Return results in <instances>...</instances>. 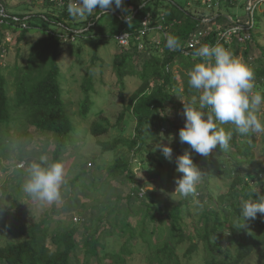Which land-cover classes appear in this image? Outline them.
Returning <instances> with one entry per match:
<instances>
[{
	"label": "trees",
	"instance_id": "obj_1",
	"mask_svg": "<svg viewBox=\"0 0 264 264\" xmlns=\"http://www.w3.org/2000/svg\"><path fill=\"white\" fill-rule=\"evenodd\" d=\"M168 1L162 10L156 6L150 12L145 8L148 0H140L135 5L138 9L135 16H132L128 9V6L134 5L135 2L126 1L127 16H120L117 33L136 34L135 29L139 27L138 20L147 13L151 25H162V28L154 29L151 35L145 37V48L150 54L140 64L141 70L135 68L138 57L143 55L137 43L131 45L135 48L133 68L129 64L125 67L129 63L126 60L129 51L124 52L120 59L116 54L115 68L119 82L121 83L126 75H135L141 80L140 85L129 96L124 109V113L128 112L130 114L128 115L135 120V135L130 139L113 138L110 141H101V149L104 152H116L121 145L132 150L135 158L140 156L143 160L146 133L150 131L149 137L159 136L157 131L148 127L154 122V116L162 111L163 116L160 121L179 130L173 125L166 110L175 105L184 109L185 103L186 105L195 103L191 95H200V91L190 87L188 83L187 73L196 64L195 57L192 52L185 54L182 48L192 32L204 28L202 27L205 25L202 22L204 13L196 15L179 3ZM221 1L210 8L219 7ZM3 3V0H0V20H2L0 45L2 42L4 44L7 32H20L18 41L24 39L26 33L33 28H43L46 33L45 37L33 45L25 70L17 69L14 81L15 95L11 98L7 92L4 68L0 64V154L3 153L5 160L8 161L10 156H14L11 151L16 150L17 160H24L21 162L24 166L26 163L27 167L17 168L22 180L21 188L27 176L26 168L32 162H40L41 156H46L49 162L53 160L63 162L65 158L74 155L73 150L74 152L80 150L81 146L74 136L72 119L64 106L59 78L57 58L63 36L51 29L49 22L59 23L65 20L69 26L80 27L85 21L80 23L76 21L69 14L68 7L62 11L53 8L50 13L34 16L44 23L37 26L31 23V16L24 19L26 15L8 13ZM46 6L50 7L51 4ZM1 9H4L8 16H3ZM114 10L118 13V9ZM102 12L97 8L91 17L86 16V21L92 20L95 23ZM219 13L210 16V23L223 19L226 25L220 22L221 25L213 27V31L204 37V45L227 47L234 42L240 45L252 44L255 41L251 34L254 23L250 14L248 16L251 21L250 38L246 42H238V35H234L233 41L229 44L224 40L218 41V31H224L235 25ZM13 16L18 17L19 20H13ZM127 18L129 20H126ZM239 24L242 26L244 22L240 20ZM94 25L81 34L90 32ZM164 26L170 27L166 37L162 36L165 32ZM153 36L161 37L159 48L153 45L151 41ZM169 36L178 38L179 46L176 49H169L166 46ZM245 54L247 55V50ZM0 58H2L1 52ZM182 67L187 70L183 71ZM174 68H180L179 72L184 80L186 89L181 91L182 93L179 91L177 79L174 78ZM249 68L253 72L255 85L263 87L262 95H264V53L255 65L250 61ZM82 86L85 98L81 102V113L85 117L91 105L89 97V91L93 89L91 79H85ZM175 94H185L188 96L187 101L183 103L180 100L175 101ZM124 113L119 115V122L123 121ZM218 127L233 131L229 148L221 150L218 145L212 152L219 159H223L224 156L227 162L223 167L224 174L229 176L225 177L228 182L219 193L213 194L209 191V183H207L209 175L206 174L203 177L204 184L199 185L200 191L196 192L199 198L194 203L193 195L183 197L179 194L180 199L175 204L169 207L167 203L165 208H162L158 200L161 193L157 194L149 190L146 197L140 193L144 185L135 181L132 159L116 155L104 166L95 164L94 168L87 167L88 170L82 167L80 173L63 185L66 189L64 193L61 188V194L67 197H61L60 202L54 204V209L62 204L59 213L84 214L79 207L81 201L77 198V190L95 189L99 184L106 191L108 190V193L109 189L115 190L111 192L110 197L90 207L84 214L85 217L76 219L75 223L71 215L67 222V215L55 216L48 213L46 218L28 229L24 241L0 246V264H73V257L77 260L76 264H132L130 262L136 260L140 264H243L256 249L261 248L264 251V215L258 213L255 220L244 222L241 213L242 201L256 198L257 193L264 195V187L259 178L262 166L254 159V133L241 135L235 131V125L231 123ZM108 131L109 123L105 118L93 122L89 127L91 136H101ZM35 135L42 136L38 139L40 145L36 142L34 147L24 152L19 147V142H29ZM39 148H43L42 153H39ZM209 160L204 164L214 163L212 158ZM93 162L95 163V159ZM250 164L256 165L255 171L245 170V165ZM122 176L129 184V188L125 191H119L113 185V182L117 179L121 180ZM206 190L207 194L203 195ZM69 194H72V197H68ZM82 194L87 195L84 192ZM121 238L125 240L119 246L108 245L109 241L115 243ZM229 245L233 248L230 249ZM260 264H264V254Z\"/></svg>",
	"mask_w": 264,
	"mask_h": 264
},
{
	"label": "rangeland",
	"instance_id": "obj_2",
	"mask_svg": "<svg viewBox=\"0 0 264 264\" xmlns=\"http://www.w3.org/2000/svg\"><path fill=\"white\" fill-rule=\"evenodd\" d=\"M126 1L127 0H124V3L120 8H116L113 4L110 9L106 10V12H102L101 17L97 19L92 30L84 34H81L83 33L81 31H84L87 26L88 22L86 21V16L74 18L76 21H79V23L85 21L82 22L80 27L69 26L65 20L59 23L49 22V24H51V29L60 34V36H63L59 56L57 58L60 70L59 78L62 88V98L65 109L70 115L75 128L74 136L77 137L78 143L81 146L80 150L76 152L73 150V156L64 159L65 178L67 181L73 179L78 173H80L82 167L94 168L95 164H102L104 166L116 155L121 157L124 156L132 159L131 162L133 165L135 181L137 184L140 182L144 185L140 192L143 194V197H146L149 194V190L155 191L157 194L161 193L158 200L160 201L162 208H165L167 203H169V207H171L176 201H178V199H180L179 193L174 192L176 187L174 182L175 178L180 175L175 171V157L184 154L185 150H189L188 145L186 146L185 143L180 142L178 135L180 128L184 126L183 108H179L178 105H175L166 110L173 125L176 128H179V130L160 121V118L163 116L162 111L154 116V122L148 127L157 131L159 136L157 137V135H154L153 137H149L150 131L146 133L147 141L145 144V150L142 153V156L144 157L143 160L140 156H138L139 158H135L133 156L134 152L127 147L119 145L116 152H104L100 145L101 141H110L113 140V138L130 139L135 135V120L132 116H129L130 114L128 112L124 113V109L127 105L129 96L137 89L141 80L138 76L126 75L122 78V82L120 83L115 68V65H117L116 54L120 59L124 52L129 51V55L126 59L129 63H127L125 67L129 64V66L133 68V61L135 59L133 53L135 48L131 47L132 44L123 47L117 44L114 38L117 33L120 16L126 15ZM132 1L135 2V4L129 5L128 9H131L132 6L136 8L135 5H137L140 0ZM3 2L8 13L26 15L25 17L31 16V23L36 24L37 26L44 23L38 17H34L35 15L39 16L40 14L43 15L44 13H50L53 8L60 9L57 7V4H51L50 7L46 6V4L48 5L49 3H45L44 0H3ZM168 2V0H148L145 8H148L150 12H152L156 6L162 10ZM171 2L179 3L185 9L191 10L196 15L204 13V18L207 19H210L211 15L220 12V15L227 16L232 22L235 20H241L244 22L242 28L245 29L249 28L246 24H248L247 18L250 14L254 23L251 34L255 41L252 44L246 43L240 45H237L234 42L227 47H223L230 51L236 58L246 63L248 67H250V61L255 65L258 59L263 55L264 0H223L219 7L213 9L208 8L203 4L202 0H173ZM66 6L68 7L69 3ZM248 8L250 11H248ZM114 9H118V13ZM252 10L253 12H251ZM220 22H222V25H226V22L223 21V19H220L213 24L207 21L202 27H216L217 25H221ZM157 27L159 28L160 25ZM163 29L165 30L164 35H167L170 31L169 26H164ZM19 33L20 32H7L4 37V44L2 42V45H0L2 57L0 58V64L4 68L3 72L7 79V92L10 98L15 95L14 81L17 69H20V71L25 70L33 45L36 41L46 36L43 28H33L26 33L24 39L18 41L17 37L19 36ZM155 38L156 37L153 36V40ZM245 50H247V55L245 54ZM141 53H143V55L138 57V64L135 67L139 70H141L140 64H142L144 58L150 54V51L143 48L141 49ZM189 60L191 59L189 58ZM194 61L199 63L201 58H194ZM179 69L174 68L173 74L174 78L177 79L179 91L181 92L186 89V87L183 83L184 80ZM181 69L183 71L187 70L183 67ZM87 78L91 79L93 89L89 91L91 105L84 117L81 113V102L85 98L82 84ZM255 82L256 81L253 78L254 87L252 89V94L259 93L262 95L263 87L256 86ZM199 96L191 95V98L195 103L190 106L196 108L199 107ZM187 97L188 96H185V94H175L174 99L175 101L180 100V102L183 103L184 101H187ZM184 105H186V103ZM204 111L207 112L208 109H204ZM122 112L124 113L123 121L119 122L118 118ZM258 116L264 121V104L259 107ZM101 118L107 119L109 123V131L101 136H91L89 127L93 122L100 121ZM161 136L164 137L163 141H161ZM169 136L174 137L170 144L173 149V162L167 161L161 151L157 149L158 143H169L167 139ZM253 136L255 141V147L253 148L255 155L254 159L262 166V171L259 172V178L260 183H262L264 187V133H254ZM40 137L42 136L35 135L29 142L21 141L19 142V147L24 152H27L34 147L36 142L40 145V141L38 140ZM39 149V153H42L43 148ZM11 153H13L16 158L10 156L8 161L5 160L6 158H4L5 156L3 153L0 154V246L17 244L24 241L27 238L28 229L35 223L46 218L48 213L55 216L67 215V222H69L68 217L71 215L72 220L75 223L76 219L85 217L84 214L90 209V207L105 201L111 192L115 191L109 189L108 193V190L106 191L104 187L100 186V184L95 189L77 190V198L81 201L79 207L84 214L81 212L59 213L62 204L61 206H58L59 208L54 209V204L42 205L40 202L32 200L22 192V187L20 188L22 180L17 168L24 166V163H21L24 160H17L18 152L16 150H12ZM215 156L216 155L212 153L208 157L201 156L194 152L192 153L194 162L204 171V175H209V181L207 182L209 183L208 189L213 194H217L224 189L228 182L226 178L229 177L227 176L228 174H224L225 170L223 164H227L226 158L223 156V159H219ZM210 158L214 160V163L207 162V164H204V162ZM94 159L95 163L93 162ZM220 160L224 161L221 163ZM24 167H27L26 163ZM146 167L151 168L147 169ZM255 168V164L245 165L246 171L247 169L255 171ZM204 182L205 179L203 178L202 182L197 185V191H200L198 190V187L199 185L204 184ZM250 183L253 184L252 182ZM113 185L119 191H125L129 188L128 180L124 177L121 178V180H115ZM65 189L66 188L63 186L62 192H64ZM203 190L205 189L203 188ZM82 192H84V194L87 193V195H83ZM205 194H207V190L203 192V195ZM61 197L67 196H64L62 193ZM68 197H72V194H69ZM198 198L199 197L194 195L192 202L194 203ZM107 201L109 202L110 200ZM192 210L193 209H191V211ZM112 239L114 240V236H112ZM124 240L125 238H121L118 239V241H115V243L109 241L108 245L112 246L115 244L114 246H119ZM229 247L230 249L233 248V246L230 245ZM263 254L264 251L261 248H258L243 264H260ZM140 255H142V253H140ZM72 263H77L75 257L72 258ZM130 263L140 264L137 260Z\"/></svg>",
	"mask_w": 264,
	"mask_h": 264
},
{
	"label": "clouds",
	"instance_id": "obj_3",
	"mask_svg": "<svg viewBox=\"0 0 264 264\" xmlns=\"http://www.w3.org/2000/svg\"><path fill=\"white\" fill-rule=\"evenodd\" d=\"M123 3L124 0H73L68 12L74 18L91 17L97 7L99 11L106 12L113 4L120 8ZM124 37L125 34L120 39ZM166 46L176 49L179 46L178 38L169 36ZM193 56L201 58V62L194 64L187 75L190 87L201 92L199 107L184 106V126L178 135L180 142L187 144L190 150L176 156L174 161L175 171L180 174L175 178L174 192L183 197L196 195L197 185L204 176V171L194 162L192 153L208 157L218 145L221 150L229 148L233 131L218 125L231 123L241 135L264 133V121L258 116L259 107L264 104V95L252 94L254 77L247 64L221 45H202ZM163 139L161 136V141ZM167 139L169 143H158L157 149L167 161L173 162L170 144L174 137ZM65 176L62 161L49 162L46 156H41L40 162H32L28 166L22 191L42 205L56 204L61 200L62 186L67 183ZM241 213L244 222L255 220L258 213L264 215V195L257 193L256 198L242 201Z\"/></svg>",
	"mask_w": 264,
	"mask_h": 264
},
{
	"label": "built area",
	"instance_id": "obj_4",
	"mask_svg": "<svg viewBox=\"0 0 264 264\" xmlns=\"http://www.w3.org/2000/svg\"><path fill=\"white\" fill-rule=\"evenodd\" d=\"M45 3H49V4H57V7L60 8L61 10H63L64 8H67V4L72 3L73 0H44ZM221 0H202V3L205 4L208 8L214 6V5H218L219 2ZM249 9V8H248ZM130 12L132 13V16H135L137 14L138 9L135 8L134 6L131 7V9L129 8ZM250 11V10H249ZM1 14L3 16H8L4 9H1ZM28 17H24V19H26ZM163 20V18H161ZM13 20L18 21L19 18L16 16H13ZM128 20V18L126 19ZM205 21V22H204ZM210 22V19L208 18H203L202 22L203 23H207ZM2 22V20H0V23ZM240 20H235L234 23L235 25L232 27H229L228 29L224 30V31H218L217 37H218V41L220 40H224L225 43H230L233 41V37L234 35H238L237 36V40L238 42L244 43L246 42V40H248L250 38V33H249V28L251 26V21L250 18H248V29L242 28V26L239 24ZM139 23V27L135 29L136 34H130L129 32H119L116 33V35L114 36L115 41L117 44H119L120 46H127V45H131L133 44H138V49L141 50L143 48H145V44H144V39L146 36L151 35V33L154 31V29H161L162 25H160V27L158 28L157 26H152L151 25V20H150V16L149 14H144L140 17V19L138 20ZM95 23L90 20L87 23V26L85 28L84 31H88L90 29L91 26H93ZM25 25V24H23ZM241 27V28H240ZM81 31V32H84ZM163 31V30H162ZM211 31H213V27H204L201 29H197L194 32H192L187 41L185 42L182 51L185 54H189V53H194L191 50H196L199 46L201 47L203 44V39L206 35H208ZM78 32V33H81ZM164 32V31H163ZM162 32V33H163ZM239 32H242L241 34H239ZM125 34L124 39H120L121 37H123ZM165 32L163 33V36L166 37V35H164ZM135 39L133 42L132 40ZM152 43L156 48H159L161 45V37L160 36H156V38L153 40L152 38ZM208 45V44H207ZM190 51V52H189Z\"/></svg>",
	"mask_w": 264,
	"mask_h": 264
},
{
	"label": "water",
	"instance_id": "obj_5",
	"mask_svg": "<svg viewBox=\"0 0 264 264\" xmlns=\"http://www.w3.org/2000/svg\"><path fill=\"white\" fill-rule=\"evenodd\" d=\"M248 7H249V4H248ZM248 11H249V9H248ZM249 16V15H248ZM250 18V17H249Z\"/></svg>",
	"mask_w": 264,
	"mask_h": 264
},
{
	"label": "crops",
	"instance_id": "obj_6",
	"mask_svg": "<svg viewBox=\"0 0 264 264\" xmlns=\"http://www.w3.org/2000/svg\"><path fill=\"white\" fill-rule=\"evenodd\" d=\"M227 17V16H226Z\"/></svg>",
	"mask_w": 264,
	"mask_h": 264
}]
</instances>
